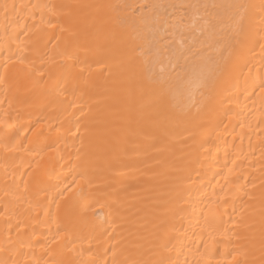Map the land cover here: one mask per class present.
<instances>
[{
    "label": "bare ground",
    "instance_id": "6f19581e",
    "mask_svg": "<svg viewBox=\"0 0 264 264\" xmlns=\"http://www.w3.org/2000/svg\"><path fill=\"white\" fill-rule=\"evenodd\" d=\"M0 264H264V0H0Z\"/></svg>",
    "mask_w": 264,
    "mask_h": 264
}]
</instances>
